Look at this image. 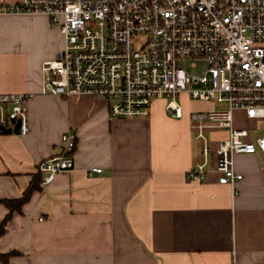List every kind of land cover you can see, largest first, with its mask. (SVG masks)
<instances>
[{
	"label": "crops",
	"instance_id": "0c3cea01",
	"mask_svg": "<svg viewBox=\"0 0 264 264\" xmlns=\"http://www.w3.org/2000/svg\"><path fill=\"white\" fill-rule=\"evenodd\" d=\"M64 48L48 17L0 15V94L35 96L30 134L0 136V224L4 201L22 199L38 176L42 183L39 166L62 154V136L72 129L78 140L74 169L13 215L0 255L17 253L10 264H264L263 155L235 158L244 177L235 188L214 173L189 181L202 164L190 114L208 109L184 107L172 119L159 100L150 118L117 120L105 101L44 95L42 64ZM238 114L236 124L256 125ZM207 131L213 150L228 138Z\"/></svg>",
	"mask_w": 264,
	"mask_h": 264
},
{
	"label": "built area",
	"instance_id": "2783aa9c",
	"mask_svg": "<svg viewBox=\"0 0 264 264\" xmlns=\"http://www.w3.org/2000/svg\"><path fill=\"white\" fill-rule=\"evenodd\" d=\"M44 15L60 27L64 52L43 63L44 95L65 100L90 96L105 101L111 119L150 118L155 102L165 101L173 119L184 117L178 97L229 109L193 112L198 139L207 130H223L228 138L213 150L206 141L205 162L188 174L203 182L218 175L235 188L243 180L235 158L261 153L264 135V0H22L0 3V15ZM192 68L201 74L191 73ZM29 93L0 94V136L20 124L31 132ZM253 121V129L237 128L235 114ZM63 152L43 161V187L74 169L78 145L74 130L62 136ZM103 170L93 169L91 176ZM235 194L237 191H235Z\"/></svg>",
	"mask_w": 264,
	"mask_h": 264
},
{
	"label": "rangeland",
	"instance_id": "374dc122",
	"mask_svg": "<svg viewBox=\"0 0 264 264\" xmlns=\"http://www.w3.org/2000/svg\"><path fill=\"white\" fill-rule=\"evenodd\" d=\"M51 24L53 25L52 21H51ZM53 28L58 30L61 34L60 27L53 25ZM62 36L64 37L63 34H62ZM64 44H65V37H64ZM185 64L188 65V69L191 73H196V74H201L202 69L206 68V64H201L200 69L195 70L192 68V62L191 61H187ZM177 101L180 104L184 105L183 107H187V108L191 109V111H197V110H203V109H208V110H211V109H213V110H218V109L227 110V109H229V105H227V104H219V103L217 104L216 102L205 104V103H201V102L196 101V100H190L186 96L178 97ZM238 115H239L238 112H236L235 117L237 118ZM244 122H245L244 120L240 119L239 123L236 124L237 128H241L240 126H242L243 128L253 129V127H250V125L248 126L247 123L246 122L244 123ZM224 132H226V131H224ZM252 132H253V135H255V137L263 136L264 135L263 125L260 126L258 131H252ZM197 136H198V133L194 132L193 137L195 140L197 139ZM204 136H206V139H198L197 142L195 141V147L198 149V151L201 152V154H200L201 156H199V157H200V160L202 161V163L205 162V156H203L202 151L205 147L206 141L208 142L209 147H211V145L213 144V141H212L213 137L211 136L210 131H205Z\"/></svg>",
	"mask_w": 264,
	"mask_h": 264
},
{
	"label": "trees",
	"instance_id": "16d2710c",
	"mask_svg": "<svg viewBox=\"0 0 264 264\" xmlns=\"http://www.w3.org/2000/svg\"><path fill=\"white\" fill-rule=\"evenodd\" d=\"M42 188L41 186V177L38 176L34 179V181L31 183L30 188L25 192L24 197L20 200H9V201H4L3 203L6 205V207L9 210V215L6 217V220L0 224V237L5 235V231L9 225V223L13 220V215L16 212L21 213L24 205L29 203L31 200L32 196L34 195L35 192L39 191ZM17 255V253H11L10 255L7 256H1L0 255V262L4 264H10V258L13 256Z\"/></svg>",
	"mask_w": 264,
	"mask_h": 264
},
{
	"label": "water",
	"instance_id": "95a60500",
	"mask_svg": "<svg viewBox=\"0 0 264 264\" xmlns=\"http://www.w3.org/2000/svg\"><path fill=\"white\" fill-rule=\"evenodd\" d=\"M20 124L16 125L15 128H3V132L5 135L7 134H16L20 135Z\"/></svg>",
	"mask_w": 264,
	"mask_h": 264
}]
</instances>
